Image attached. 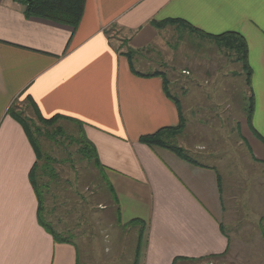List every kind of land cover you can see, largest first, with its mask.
<instances>
[{"label": "crops", "instance_id": "1", "mask_svg": "<svg viewBox=\"0 0 264 264\" xmlns=\"http://www.w3.org/2000/svg\"><path fill=\"white\" fill-rule=\"evenodd\" d=\"M24 10L17 0H0V264H81L77 246L55 241L38 221V199L30 179L36 154L22 125L8 113L17 97L28 94L44 116L62 114L83 122L114 183L122 221L140 218L148 224L143 264H173L177 257L227 252L230 238L214 212L223 211L217 166L227 165L192 157L201 166L170 149H153L139 141L143 134L178 124L179 112L164 90L163 77L134 73L125 52L133 50L132 60L140 72H166L149 64L158 60V66H164L165 50L160 45L168 44L169 36L178 41L185 34L191 36L198 48L191 72L199 76L192 88L193 109L200 114L206 100L208 109L215 102L228 112L233 107L232 90L238 87L217 77L241 76L244 70L247 89L245 68H233V63L241 64L234 57L229 64L226 57L217 63L215 53H199L203 43L216 44L208 33L242 34L252 68V123L264 139V0H86L76 29L26 17ZM166 18H181L196 29L153 24ZM112 29L125 35L124 49L113 43ZM198 55L204 56L205 65ZM182 69L189 73L187 67ZM227 90L231 100L220 99ZM245 98L243 118H235L229 129L231 136L235 130L238 146L248 142V131L242 130L247 122ZM222 116L214 110L211 119ZM208 137L211 134H200L196 145L210 149ZM251 137L264 146L252 129Z\"/></svg>", "mask_w": 264, "mask_h": 264}, {"label": "rangeland", "instance_id": "2", "mask_svg": "<svg viewBox=\"0 0 264 264\" xmlns=\"http://www.w3.org/2000/svg\"><path fill=\"white\" fill-rule=\"evenodd\" d=\"M113 29L110 31V34L116 38L113 43L119 49H124L127 41L125 35L117 30L114 32ZM167 40L168 44H159L166 51L161 60L164 66L159 67L158 60L155 62L152 60L149 64L152 69L157 67L166 71L169 89L179 98L183 106L186 127L181 134L172 139V143L182 147L191 157L199 159L201 156L208 163L212 159L214 162L218 159L227 165L217 166L222 176L223 211L214 210V212L222 220L224 230L230 238L229 249L221 257L201 262L178 261L176 264H264V163L256 161L253 157L255 155L264 159V146L261 142L253 143L251 129L245 121L242 130L248 131V135L244 132L248 142L245 140L244 144L238 146L235 130L232 131V136L229 132L235 120L244 116L246 83L242 65L233 63V68H237V71L243 70L241 76L233 73L217 77L219 82L238 87V91L232 90L231 93L232 110L225 112L213 101L215 107L208 109L205 100L206 105L203 104L201 113L197 114L191 102L192 88L197 84L199 77L191 72L193 67L191 59L195 54L196 42L187 34L183 36V41H178L176 38L172 40L170 36ZM201 47L199 55L207 52L215 53L216 57L213 61L217 63H222L223 57H226V64L233 60L234 53L225 51L226 49L224 50L217 43L211 41L207 44L203 43ZM199 57L200 62H203L201 65H205L204 56ZM182 67H187L189 73ZM25 97L21 95L17 97L14 107L29 113L31 111L30 108L27 109ZM219 97L230 99L228 90L226 93L221 92ZM208 98L210 99V96ZM214 110L219 112L220 116L223 111L222 118L217 121L211 119ZM236 111H239V114ZM59 123L65 126L68 132L78 133V127L74 123L67 121ZM203 133L212 136L208 137L212 143L208 150L196 145L200 142V134ZM43 144L49 153L59 158V161L66 158V162L56 163L58 182L52 183L51 190L47 194L46 205L49 211L47 217L54 222L56 229L62 232L70 231L74 235L73 240L79 248L80 263L133 264L142 225H126V222L118 220L117 204L109 190L110 184L115 187L110 175L105 171L104 179L102 173L93 164L81 158L77 152V145H69L67 140L62 145L50 141H45ZM205 150L212 155L206 154ZM252 150L253 154H251ZM145 240L146 234L138 264H143Z\"/></svg>", "mask_w": 264, "mask_h": 264}, {"label": "trees", "instance_id": "3", "mask_svg": "<svg viewBox=\"0 0 264 264\" xmlns=\"http://www.w3.org/2000/svg\"><path fill=\"white\" fill-rule=\"evenodd\" d=\"M22 5H24V13L26 17H40L45 18L60 24H65L76 29L84 13V7L86 0H17ZM186 24L193 28L191 24L181 18H166L162 21H153V24L157 27H163L166 24ZM196 29V28H193ZM207 34V33H206ZM208 35L222 48L226 51L233 52L235 60L241 62L242 66L246 71V82L247 89L244 91V98L247 97L248 105L246 106L247 113V123L249 127L256 132V134L262 138L261 135L255 131L252 123L253 113H254V92L251 86V76L252 68L248 61V44L245 37L238 32H225L222 34H211ZM129 57L131 69L134 73L142 76H153L161 75L164 80V90L167 95L173 99L177 105L179 112V123L171 126H164L153 133L143 134L140 136L139 141L147 144L151 148H167L175 152L177 155L183 159L204 166L197 160L189 156L185 150L172 143V139L178 134H181L186 127V117L183 112V106L181 101L177 96H175L169 89V80L167 79L166 73L164 71H155L149 73H143L135 69L133 57V50L125 52ZM246 99V98H245ZM27 109L30 108L29 113H24L19 108L14 107V102L8 109L9 115H11L15 120H17L23 127L34 151L36 154V161L30 172V179L33 185L35 194L38 199V221L39 224L49 232L57 242H69L77 246V243L73 240L74 235L70 231H59L56 229L54 222L47 217L49 213L48 207L46 205L47 194L50 192L52 183L58 182V172L56 169V163L66 162V158L59 161V158L49 153L45 147L44 142L50 141L55 144L62 145L67 140L69 145H77V152L81 158H85L89 163L93 164L103 175L105 179V166L101 163L97 149L93 142H91L84 131L83 122L71 118L62 114H55L51 117H46L42 114L34 98L28 94L25 97ZM242 103V101H241ZM243 104V103H242ZM60 121H67L74 123L78 127V133L72 134L67 131L65 126L60 124ZM61 139L63 141H61ZM263 139V138H262ZM264 140V139H263ZM109 190L112 194L114 202L117 204V215L118 220L122 221L121 210L119 206V199L117 193L112 186L109 185ZM126 225L141 224L142 229L140 231L136 258L133 264H138L143 247V239L145 235V230L147 223L140 219L134 218ZM226 253V252H225ZM222 254H211L207 256H202L200 258H187V257H177L174 259L173 264L178 261L195 260L198 262L206 261L211 258H218L223 256Z\"/></svg>", "mask_w": 264, "mask_h": 264}]
</instances>
